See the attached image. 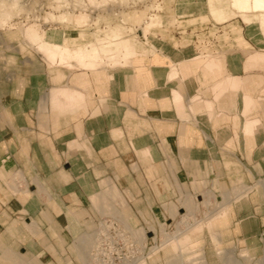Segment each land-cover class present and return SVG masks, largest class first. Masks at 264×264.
<instances>
[{
	"label": "crops",
	"instance_id": "obj_1",
	"mask_svg": "<svg viewBox=\"0 0 264 264\" xmlns=\"http://www.w3.org/2000/svg\"><path fill=\"white\" fill-rule=\"evenodd\" d=\"M196 1L157 0L164 10L150 16L144 33L135 28L147 54L116 69L51 67L20 36L0 31L3 232L24 219L49 239L71 236L67 228L79 213H89V224L94 220L91 197L107 178L157 221L164 218L158 196L243 185L246 193L229 203L223 239L245 247L264 243V12L262 20L230 8L207 14ZM136 13L127 11L131 18ZM151 28L155 38L148 44ZM58 31L73 33L72 45L89 42V28L82 39L75 37L79 28ZM95 33L90 46L73 54L56 36L42 48L82 63L111 43L122 47L117 34L99 47ZM208 54L220 70L192 66ZM182 64L191 70L168 78ZM223 77L232 89L221 93L214 86ZM78 95L83 103L76 108ZM243 97L253 103L245 108ZM65 99L70 108L53 107Z\"/></svg>",
	"mask_w": 264,
	"mask_h": 264
},
{
	"label": "rangeland",
	"instance_id": "obj_2",
	"mask_svg": "<svg viewBox=\"0 0 264 264\" xmlns=\"http://www.w3.org/2000/svg\"><path fill=\"white\" fill-rule=\"evenodd\" d=\"M182 1L193 2L177 0L176 3L180 5ZM229 1L198 0L195 6H201L207 14L208 10L213 14L217 9H228ZM161 7L162 4L160 6L157 0H0V31L20 36L24 43L41 53L51 67L58 65L94 71L102 68L116 69L132 66L140 55L147 54V50L139 44L146 39L138 38L135 28L144 33L150 26L147 24L148 19L153 13L162 12L164 8L159 10ZM130 10L138 12V16L128 17L127 11ZM248 15H259L261 20L263 18L260 12ZM131 22L137 24L136 27L129 25ZM252 24L258 26L256 21ZM73 27L83 30L75 34L78 39L85 38V28H89V42L72 45L68 36L73 33L58 31ZM154 28L146 36L148 44L155 38L152 33ZM98 31L101 42L99 47H108L106 38L112 34L119 36L122 47L118 50L119 45L111 43L106 52L101 50L96 57L94 51L96 58L82 63L74 58L61 59L59 56L63 53L49 56L42 48L56 36L62 45L70 47V54H73L77 49L90 46ZM49 33L50 36L47 35ZM261 34L264 36L262 31ZM125 43L132 48L125 49ZM209 56L194 61L192 66L204 65L209 70H220L221 66L214 64V60L207 58ZM191 68L184 64L179 68L173 67L169 73L171 76H168L175 78L179 72L184 74V71L186 73ZM229 83V78L223 77L214 89L221 93L232 89ZM219 98L215 96L216 101ZM175 100L180 102V97ZM79 101L82 102V99ZM70 102L65 99V102L52 105L62 110L70 108ZM242 102L245 108L253 103L245 97ZM82 103L73 106L79 108ZM99 186L98 194L91 197L90 215L94 222L91 220L89 224L88 212L79 213L78 223L67 228L71 236L61 235L49 239L32 220L29 224L24 219H16L9 230L3 232L0 229V264H95L91 252L95 243V230L98 223L108 217L118 219L121 226L133 233L139 243V254H126L120 264H264V243L245 247L223 239L229 203L246 193L243 185H234L230 191L222 189L213 194L202 192L198 195L196 192L188 195L179 190L171 199L158 196L164 215L158 221L148 209L136 210L131 195L118 191L112 180L102 179ZM188 200L190 204L187 207L185 203ZM169 209L172 210L171 215Z\"/></svg>",
	"mask_w": 264,
	"mask_h": 264
},
{
	"label": "built area",
	"instance_id": "obj_3",
	"mask_svg": "<svg viewBox=\"0 0 264 264\" xmlns=\"http://www.w3.org/2000/svg\"><path fill=\"white\" fill-rule=\"evenodd\" d=\"M92 256L95 264H120L125 255L139 254V243L116 218H104L94 234Z\"/></svg>",
	"mask_w": 264,
	"mask_h": 264
},
{
	"label": "bare ground",
	"instance_id": "obj_4",
	"mask_svg": "<svg viewBox=\"0 0 264 264\" xmlns=\"http://www.w3.org/2000/svg\"><path fill=\"white\" fill-rule=\"evenodd\" d=\"M229 8L231 9V10H237V11H241V12H264V0H230L229 1ZM114 46V45H113ZM104 49V48H103ZM106 51V50H105ZM48 53V55L49 56H52L53 55V53H54V51H48L47 52ZM198 57V56H197ZM199 59H201V57H198V58H195V60L194 61H197V60H199ZM183 65V64H182ZM212 65V64H211ZM185 66V65H184ZM186 67H187V65H186ZM209 67V66H208ZM183 69V67L181 68V70ZM189 69V68H188ZM181 70H178V71H181ZM187 70V69H186ZM180 73V72H179ZM184 73H185V71H184ZM170 74H171V72H170ZM169 74V76H171ZM172 74L174 75V73L172 72ZM169 76H168V78H169ZM173 77V76H172ZM172 77H170V78H172ZM61 91H64V90H61ZM65 93V95H67V92H64ZM64 93H62V95L64 94ZM70 93V92H69ZM72 93H73V91H72ZM173 93H174V100L175 99H177L179 96V94L177 95V93H176V91H173ZM59 94H61V93H59ZM75 94V93H74ZM79 94V93H78ZM172 94V93H171ZM76 95H77V93H76ZM58 96V95H57ZM79 97H81V99H82V96H80V95H78ZM79 97H75L74 98V100L76 99V98H79ZM80 98H79V100H81ZM74 100H72V101H74ZM71 101V100H70ZM77 100H75V102H76ZM61 102V101H60ZM78 102V101H77ZM80 102V101H79ZM81 103V102H80ZM74 104V103H73ZM76 104V103H75ZM106 187V186H105ZM190 204V201L188 200V201H186V203H185V205L188 207V205ZM168 212L170 213V215L172 214V210L171 209H169L168 210ZM245 256V255H244ZM251 258V257H250ZM262 260H260V262H261Z\"/></svg>",
	"mask_w": 264,
	"mask_h": 264
}]
</instances>
